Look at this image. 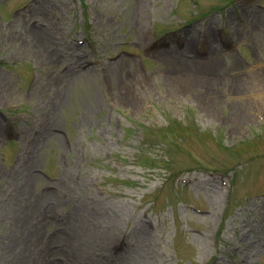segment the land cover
<instances>
[{
  "label": "rangeland",
  "instance_id": "1",
  "mask_svg": "<svg viewBox=\"0 0 264 264\" xmlns=\"http://www.w3.org/2000/svg\"><path fill=\"white\" fill-rule=\"evenodd\" d=\"M0 264H264V0H0Z\"/></svg>",
  "mask_w": 264,
  "mask_h": 264
},
{
  "label": "bare ground",
  "instance_id": "2",
  "mask_svg": "<svg viewBox=\"0 0 264 264\" xmlns=\"http://www.w3.org/2000/svg\"><path fill=\"white\" fill-rule=\"evenodd\" d=\"M211 65V64H210Z\"/></svg>",
  "mask_w": 264,
  "mask_h": 264
}]
</instances>
